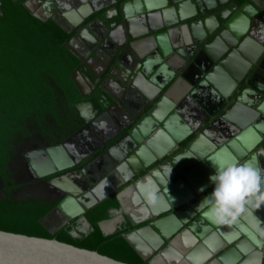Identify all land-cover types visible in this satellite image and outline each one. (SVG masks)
I'll return each mask as SVG.
<instances>
[{
	"label": "flooded vegetation",
	"instance_id": "1",
	"mask_svg": "<svg viewBox=\"0 0 264 264\" xmlns=\"http://www.w3.org/2000/svg\"><path fill=\"white\" fill-rule=\"evenodd\" d=\"M181 1L180 9L187 16L175 21L179 12L164 0H144V7L138 11L131 5L133 0L26 2L32 16L51 21L66 34L61 35L62 46L77 58L69 70L99 104L135 184L147 185L144 195V186L136 187L152 220L212 192L214 184L209 177L215 174V167L210 160L218 155H213L215 146H207L203 138L215 139L216 149L221 150L228 118L237 125L244 119L252 125L260 116L255 108L264 104V47L260 41L251 42L253 37L259 40L264 36V11L259 9L264 0H256V5L250 0ZM212 6L215 9L211 10ZM239 6L251 13L237 33L240 41L233 44L244 50L251 46L242 57L232 56L235 49L220 51L223 42H219L233 40L228 35L229 23L222 21L231 8ZM198 40L203 47L197 46ZM243 72L246 75L238 82L237 76ZM204 85H237V98L245 108L234 110L236 100L228 108L220 104L223 109L212 120L213 96ZM261 136L264 128L257 132V139ZM257 144L252 146L254 152ZM242 159L240 155L238 161ZM132 168L138 170L133 172ZM146 177L150 182H145ZM189 187L190 192L193 187L198 190L191 192L183 205L165 208V189L182 196ZM156 188L158 203L152 204L145 192ZM250 204L255 207L253 211L247 208ZM204 207L206 211L208 206ZM201 213L194 211L184 222H178L162 243L180 237V231L196 221V229H203L199 239L202 245L196 246L201 250L190 264H264V194L249 197L244 210L229 224L203 220ZM218 229L222 235H217ZM203 247L208 254L202 253ZM175 250L179 255L169 253L173 264H187L183 253H196L193 247L184 252Z\"/></svg>",
	"mask_w": 264,
	"mask_h": 264
},
{
	"label": "water",
	"instance_id": "2",
	"mask_svg": "<svg viewBox=\"0 0 264 264\" xmlns=\"http://www.w3.org/2000/svg\"><path fill=\"white\" fill-rule=\"evenodd\" d=\"M27 1L22 4L29 10ZM164 1L179 12L173 21L187 16L180 9L183 1ZM131 5L138 11L144 0ZM249 16L241 6L231 8L222 23L236 35ZM259 41L263 48L264 36ZM236 86L204 85L214 98L212 120L238 99ZM260 106L255 109L262 114ZM235 121L229 117L224 125L222 145L237 143L241 163L258 160L264 167V136L240 138L246 121ZM256 139L260 158L252 147ZM203 140L217 148L215 139ZM105 177L111 187L101 190L97 185ZM136 184L99 104L15 4L0 0V264H173L169 253L179 255L177 237L162 239L197 211L203 199L183 204L198 187L182 196L165 189V208L185 207L152 220L141 198L144 188L140 195ZM205 209H200L203 220ZM195 222L180 233L202 245L203 229ZM189 252L183 255L191 262Z\"/></svg>",
	"mask_w": 264,
	"mask_h": 264
},
{
	"label": "clouds",
	"instance_id": "3",
	"mask_svg": "<svg viewBox=\"0 0 264 264\" xmlns=\"http://www.w3.org/2000/svg\"><path fill=\"white\" fill-rule=\"evenodd\" d=\"M210 161L215 167V174L209 177L214 188L198 205L197 211L208 206L207 211L204 212L207 219L216 224H229L244 210L249 197L264 191V167L258 160L252 159L243 163L236 159ZM150 180V177L145 178L146 183ZM97 187L104 190L111 187V182L105 177ZM200 190L203 191V188ZM158 192L159 188L154 189L150 199L153 201L157 199Z\"/></svg>",
	"mask_w": 264,
	"mask_h": 264
},
{
	"label": "crops",
	"instance_id": "4",
	"mask_svg": "<svg viewBox=\"0 0 264 264\" xmlns=\"http://www.w3.org/2000/svg\"><path fill=\"white\" fill-rule=\"evenodd\" d=\"M250 1H252L253 4H255L254 2H257L256 0H250ZM259 9L262 10V11H264V6H262V8L260 7ZM261 17H263V19H264V13H263V16H261ZM229 34L232 35V33L230 31H229L228 35ZM232 37H233V40L231 42H229V39H227V38H226L227 39L226 41L223 40V39L222 40L219 39V42L220 43L223 42L222 44L225 46L223 48V45H221V48L222 49L220 48V51H222L223 49L226 50L227 48L229 50L230 49H233V50L235 49V51L233 52V55L232 56L242 57V53L243 52L248 51V50L251 49V46L250 45H248L246 47L247 50H244V48L240 49V48L237 47V45H233V44L237 43L240 40H239L238 34L232 35ZM252 40H254V41H251V42H253L255 44L259 43V40L257 38L255 39L253 37ZM243 103L244 102L242 100L236 99V101L234 102V104L232 105V107H234V110H237V109H240V108H243V107L245 108L244 105H246V104L245 103L243 104ZM262 109L264 110V104H262ZM257 113H259L258 115H260V116H259V118L255 119L253 121L252 125L249 124V121H247L246 119H244V121H246V125L244 126V127H246V129L242 132L240 138H243V139H246V140L247 139L251 140V138L253 137V134H257L258 131H260V130H262L264 128V116L262 115L264 113L262 112V114H261L259 111ZM230 115L232 117L235 116V114H233L231 112H230ZM152 142H153V140H152ZM235 145H237V143H235ZM235 145H226L221 150L214 149V151H212V150L211 151L213 152V155L214 154L218 155L219 158L217 157V159L228 160V161H231L232 159H236L237 160V159L240 158V155L242 153L239 152V151H237V149H235ZM236 153H238V156H237ZM255 154L258 157L260 156V154L257 151L255 152ZM145 188L147 189V185H144V190H145ZM213 188H214V186H213ZM213 188H212V190H213ZM150 192L151 191L145 192V193L148 194V196L146 195V197L149 198V200H150V202L152 204L158 203V200H154L153 201V200L150 199V194H151ZM255 194H257V193H255ZM255 194H254V196H255ZM247 208L249 210H251V211H253L255 209V207L253 208V206H251V204L248 205ZM195 242H196V240L195 241H189V242H187V239H186L185 235L184 234H181L180 237H177L176 238V241H175V245L174 246H175V249H178V250H180L182 252H184V250H187V249L193 247V251H196V253H194L191 258L192 259H194V258L197 259L198 258V254L197 253H198V251L200 252L201 249L196 248V246H198V245H194ZM192 245H194V246H192ZM186 261L185 262L187 264H190L188 260H186ZM213 263L214 264H219L217 261H214Z\"/></svg>",
	"mask_w": 264,
	"mask_h": 264
},
{
	"label": "trees",
	"instance_id": "5",
	"mask_svg": "<svg viewBox=\"0 0 264 264\" xmlns=\"http://www.w3.org/2000/svg\"><path fill=\"white\" fill-rule=\"evenodd\" d=\"M11 1L26 17V19L36 29V31L41 35V37L47 42V44L52 48V50L57 54V56L62 60V62L68 67V69H70L73 65L77 63V58L74 57L73 54L70 53L69 50H67V48L62 46L61 35L65 37L66 34L62 33L60 29H57L51 21L39 20L38 18L32 16L27 11V9L21 4V0Z\"/></svg>",
	"mask_w": 264,
	"mask_h": 264
},
{
	"label": "bare ground",
	"instance_id": "6",
	"mask_svg": "<svg viewBox=\"0 0 264 264\" xmlns=\"http://www.w3.org/2000/svg\"><path fill=\"white\" fill-rule=\"evenodd\" d=\"M194 253L192 252V250H190V252H189V255L188 256H190V257H192V255H193Z\"/></svg>",
	"mask_w": 264,
	"mask_h": 264
}]
</instances>
